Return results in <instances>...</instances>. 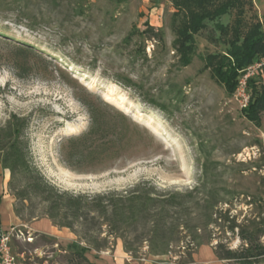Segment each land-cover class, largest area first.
Wrapping results in <instances>:
<instances>
[{
	"label": "rangeland",
	"instance_id": "1",
	"mask_svg": "<svg viewBox=\"0 0 264 264\" xmlns=\"http://www.w3.org/2000/svg\"><path fill=\"white\" fill-rule=\"evenodd\" d=\"M250 2L247 21H262L264 0ZM176 11L172 0H0V128L14 115L29 120L24 137L33 169L12 172L0 164V208L8 200L19 225L31 227L53 223L49 215L62 203L56 190L154 192L159 201L180 197L185 207L166 218L179 228L167 235L164 255L151 254L157 235L148 225L109 238L96 220L95 227L69 229L80 249L33 231V244H14L17 264H185L202 246L215 254L218 244L242 251L240 230L264 246V114L260 126L249 122L240 93L229 94L205 69L207 55L227 49L209 41L218 32L197 36L191 63H180ZM252 73L264 86V69ZM91 110L104 128L108 123L106 136L91 141L71 167L64 150L89 133ZM218 210L227 211L231 225L216 221ZM86 232L92 243L84 241Z\"/></svg>",
	"mask_w": 264,
	"mask_h": 264
},
{
	"label": "trees",
	"instance_id": "2",
	"mask_svg": "<svg viewBox=\"0 0 264 264\" xmlns=\"http://www.w3.org/2000/svg\"><path fill=\"white\" fill-rule=\"evenodd\" d=\"M172 3L177 10L175 16L180 18L174 41V49L180 63L184 66L191 63L197 50V36L209 30L214 33L218 32L219 36H210L209 41L223 42L227 49L224 53L207 55L204 58L205 69L211 72L213 79L224 86L229 94L236 93L246 69L264 60V17L262 21L257 20L253 23L247 21L246 14L250 0H172ZM233 15L234 19L231 24L222 22L224 17ZM247 91L250 94V100L247 107L242 109V113L249 122L260 126L264 114V86L254 78H249ZM91 114L93 120L89 133L77 139H70L71 149L64 150V162L71 167H75L73 163L80 161L79 159L90 151L91 141L94 139L100 141L106 136L108 123L104 128L97 112L91 110ZM29 123V120L14 115L3 128H0V164L4 169L12 172L21 170L23 173L33 171L28 159V141L24 137V130ZM45 186L48 185L45 184ZM35 189L40 190V185ZM56 192L57 198L62 202L60 211L58 214L49 215L56 227L70 229L74 232L75 228L86 230L90 226L95 227L96 220H102L100 228L102 229V226L107 228L109 238L125 239V233L134 232L144 223V226L150 227V233L155 232L157 235L155 244L151 245L153 247L151 254L154 256L168 252L170 237L168 239L167 235L174 236L175 229L179 228L176 225L167 226L166 218L169 212L185 209L180 197L174 196L169 200L159 201L152 196L154 192H107L100 195L59 193L57 190ZM159 204L162 206L159 214H162V211L165 212L163 209H166V216L158 217L159 214L153 212L154 207ZM216 206V204H211L210 208L214 210ZM216 214V221L223 219L231 225L230 218L226 217L227 211L223 213L218 210ZM238 227L233 226L232 231ZM240 234L245 242L242 251L229 250L218 244L217 258L240 264L257 263L261 257H264V246L254 239L253 233L240 230ZM82 236L88 243H92L95 239L89 232ZM105 246L95 245V249L100 250ZM124 246L128 252H136L133 249L134 245L128 240H124ZM71 247L80 249V245L75 242L71 244ZM91 250L90 247L81 248L83 255ZM190 263H192L191 260L185 262V264Z\"/></svg>",
	"mask_w": 264,
	"mask_h": 264
},
{
	"label": "crops",
	"instance_id": "3",
	"mask_svg": "<svg viewBox=\"0 0 264 264\" xmlns=\"http://www.w3.org/2000/svg\"><path fill=\"white\" fill-rule=\"evenodd\" d=\"M0 169H2L1 166ZM1 184L3 183L0 182V190L2 191L3 187ZM2 194L3 192H0V195ZM19 224V219L14 214L12 205L8 206V200H5L4 206L0 208L1 229L8 230L10 227L19 226ZM29 228L35 233H40L51 238L58 239L61 242H68L72 244L75 241V236L69 231V229L58 228L51 221H37ZM190 264H219V259L217 258L213 248L209 246H202L195 253L193 261Z\"/></svg>",
	"mask_w": 264,
	"mask_h": 264
},
{
	"label": "built area",
	"instance_id": "4",
	"mask_svg": "<svg viewBox=\"0 0 264 264\" xmlns=\"http://www.w3.org/2000/svg\"><path fill=\"white\" fill-rule=\"evenodd\" d=\"M257 68H261L263 70L264 62H260L249 67L244 76L240 79L237 91L242 97L243 108L247 107L250 100V94L247 91V80L254 75V73H252V69L256 70ZM32 232L33 231L29 227L21 225L10 227L8 230L0 229V264H17L14 244L15 242L33 244L35 237Z\"/></svg>",
	"mask_w": 264,
	"mask_h": 264
}]
</instances>
